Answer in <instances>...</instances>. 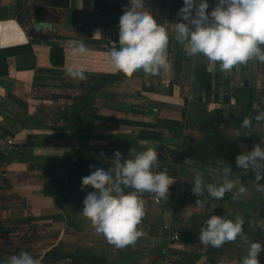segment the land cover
Here are the masks:
<instances>
[{"label":"crops","instance_id":"crops-1","mask_svg":"<svg viewBox=\"0 0 264 264\" xmlns=\"http://www.w3.org/2000/svg\"><path fill=\"white\" fill-rule=\"evenodd\" d=\"M128 3L0 0V264L22 250L42 264H231L247 252L239 236L219 248L199 240L209 215L230 209L244 219L247 239L264 246V192L253 187L255 174L235 163L254 145L264 148V126H242L264 112V62L225 71L202 55H186L171 25L181 19L183 0H145L168 28L170 68L128 74L107 54L119 42V14ZM216 3L209 0V12ZM73 39L89 53L73 56L67 43ZM69 66L86 79L68 77ZM148 147L159 153L153 171L174 180L168 194L174 203L140 193L143 235L117 247L82 212L86 191L98 187L82 185V174L111 166L114 150L127 157ZM228 166L230 178L248 187L246 197L228 192L217 201L206 190L201 197L191 191L195 175L220 184ZM258 259L264 264V250Z\"/></svg>","mask_w":264,"mask_h":264},{"label":"clouds","instance_id":"clouds-1","mask_svg":"<svg viewBox=\"0 0 264 264\" xmlns=\"http://www.w3.org/2000/svg\"><path fill=\"white\" fill-rule=\"evenodd\" d=\"M144 5L145 0H129L124 6L118 20L119 42L112 41L107 54L117 68L128 74L143 70L156 75L170 68L166 52L169 31L166 24L158 23ZM209 7V0H183V6L177 12L181 19L171 24L175 39L184 45L186 55H202L209 61L219 62L225 71L251 59L264 62V0H217L210 12ZM67 43L73 56L89 53L82 39ZM66 75L86 79L85 72L74 66L66 69ZM253 121L256 126H264V112L245 117L243 129H252ZM158 156L154 147L142 151L132 148L127 157L114 150L111 166L98 164L82 174V185L91 182L98 186L86 191L82 212L91 217L96 231L117 247L132 245L143 235L137 227L145 215V200L140 193H153L161 200L168 197L169 186L174 180L164 170L153 171L159 163ZM235 163L237 167L253 172V187L264 192V184L259 183L264 179V148L259 143L254 145L251 150L238 154ZM231 173V167H225L220 184L205 183L197 174L191 191L201 197L206 190L217 201L228 192H232L234 198L246 197L248 187L237 185L230 178ZM129 188L133 190L125 191ZM216 206L212 203L209 207ZM231 211L226 215H209L200 226L199 240L219 248L239 236L248 244L247 252L240 261L233 260L231 264H260L258 257L264 246L259 241L247 239L243 234L244 219L238 215L233 217ZM42 260V257H34L31 252L22 250L18 255H11L8 264H42Z\"/></svg>","mask_w":264,"mask_h":264},{"label":"built area","instance_id":"built-area-1","mask_svg":"<svg viewBox=\"0 0 264 264\" xmlns=\"http://www.w3.org/2000/svg\"><path fill=\"white\" fill-rule=\"evenodd\" d=\"M8 142H11V139H8ZM153 200L156 202H160V203H164V204H168V205H171L174 203V197H172V196H168L167 199H163V200H161L155 196V197H153ZM179 239H180V236L178 233H175L172 235L173 241H178ZM165 264H172V263H165Z\"/></svg>","mask_w":264,"mask_h":264},{"label":"water","instance_id":"water-1","mask_svg":"<svg viewBox=\"0 0 264 264\" xmlns=\"http://www.w3.org/2000/svg\"><path fill=\"white\" fill-rule=\"evenodd\" d=\"M46 24L45 23H40L37 28L41 27V26H45ZM49 28H50V25H47Z\"/></svg>","mask_w":264,"mask_h":264},{"label":"trees","instance_id":"trees-1","mask_svg":"<svg viewBox=\"0 0 264 264\" xmlns=\"http://www.w3.org/2000/svg\"><path fill=\"white\" fill-rule=\"evenodd\" d=\"M52 4H57L58 2L57 1H50Z\"/></svg>","mask_w":264,"mask_h":264}]
</instances>
